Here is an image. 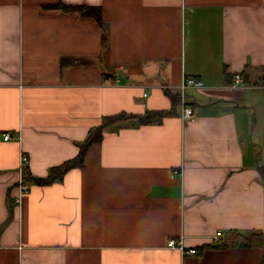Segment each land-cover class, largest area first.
<instances>
[{
    "label": "crops",
    "instance_id": "1",
    "mask_svg": "<svg viewBox=\"0 0 264 264\" xmlns=\"http://www.w3.org/2000/svg\"><path fill=\"white\" fill-rule=\"evenodd\" d=\"M184 77L204 84L193 120L108 126L15 202L21 154L43 178L104 117L169 109ZM260 169L264 0H0V264H259L232 232L264 234Z\"/></svg>",
    "mask_w": 264,
    "mask_h": 264
},
{
    "label": "trees",
    "instance_id": "2",
    "mask_svg": "<svg viewBox=\"0 0 264 264\" xmlns=\"http://www.w3.org/2000/svg\"><path fill=\"white\" fill-rule=\"evenodd\" d=\"M47 9L59 10V11H71L77 12L82 17H94L95 12L84 6H65L61 3L46 7ZM245 81V78L243 79ZM170 101V108L167 110H153L147 111L142 115H129L125 113H119L117 115L106 116L103 118L100 125L89 130L86 138L78 146L77 155L68 161L63 162L62 164L52 167L49 169L47 176L43 178L30 177L26 170V181H30L39 186H49L55 182L62 181L63 177L72 169H81L84 166V158L89 149V147L95 143H98L102 139L104 129L108 126L114 125L116 123L132 120L135 124H145L151 122H159L164 118L169 116L176 115V110L180 105V98L178 94H166ZM262 179L264 180V170H259ZM236 242V246H255L262 251V258L259 264H264V234L261 232H250L247 234H242L237 231L232 232ZM225 241L220 240L218 245H208L209 249H223L227 247Z\"/></svg>",
    "mask_w": 264,
    "mask_h": 264
},
{
    "label": "built area",
    "instance_id": "3",
    "mask_svg": "<svg viewBox=\"0 0 264 264\" xmlns=\"http://www.w3.org/2000/svg\"><path fill=\"white\" fill-rule=\"evenodd\" d=\"M242 82V78L241 76L237 75L234 76V80L233 83L235 85L241 84ZM204 87V84L193 77H184L180 83V85L178 86V95L180 98V118L183 121H191L194 118V112L193 109L188 106V104L186 103V92L189 89H201ZM11 139V134L9 133H5L3 135V140L4 141H9ZM28 157L25 154H21L20 155V161H19V166H18V172H19V179L17 182V192H18V197L15 199V202H19L20 198L28 193L29 189H30V185L28 183V181H26L25 177H26V170H27V166H28ZM221 232H217L214 237L212 238V245H218L220 243L221 240ZM167 248L169 249H178L181 254L183 255H196L197 254V250L194 248H189V249H185L183 246V242L181 239L179 240H174L171 239L167 242Z\"/></svg>",
    "mask_w": 264,
    "mask_h": 264
},
{
    "label": "rangeland",
    "instance_id": "4",
    "mask_svg": "<svg viewBox=\"0 0 264 264\" xmlns=\"http://www.w3.org/2000/svg\"><path fill=\"white\" fill-rule=\"evenodd\" d=\"M177 93H178V91H177Z\"/></svg>",
    "mask_w": 264,
    "mask_h": 264
}]
</instances>
